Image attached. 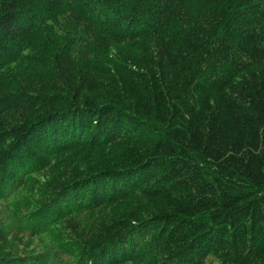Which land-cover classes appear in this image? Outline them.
<instances>
[{"label":"trees","instance_id":"obj_1","mask_svg":"<svg viewBox=\"0 0 264 264\" xmlns=\"http://www.w3.org/2000/svg\"><path fill=\"white\" fill-rule=\"evenodd\" d=\"M0 264H264V0H0Z\"/></svg>","mask_w":264,"mask_h":264}]
</instances>
